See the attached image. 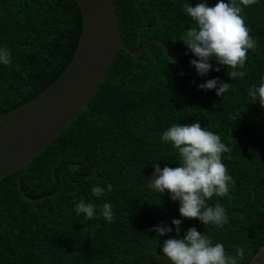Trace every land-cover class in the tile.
<instances>
[{"label": "trees", "instance_id": "1", "mask_svg": "<svg viewBox=\"0 0 264 264\" xmlns=\"http://www.w3.org/2000/svg\"><path fill=\"white\" fill-rule=\"evenodd\" d=\"M113 1L132 49L159 39L176 59L195 58L179 39L195 26L185 4L201 0ZM216 3L208 0L209 6ZM235 3L256 40L242 79L230 80L231 69L215 61L221 70L201 77L156 42L138 55L119 47L88 105L23 168L21 186L28 197L57 193L29 201L18 188V171L0 179V264H171L162 245L175 230L156 238L151 229L182 219L179 204L167 191L161 196L149 189L148 178L154 163L162 169L179 162L171 143L161 142L163 132L194 122L230 147L224 163L235 183L228 197L207 201L225 208L228 222L222 228L182 219L181 235L195 226L230 255L244 247L240 264L249 263L264 245V108L249 96L264 78V0L246 7ZM81 31L82 15L73 0H0V46L12 59L0 65V114L31 100L64 72ZM216 77L232 83L223 97L197 87ZM57 164L62 165L55 178ZM94 186L104 187L105 195L93 196ZM80 196L98 207L111 204L114 221L77 216Z\"/></svg>", "mask_w": 264, "mask_h": 264}, {"label": "clouds", "instance_id": "2", "mask_svg": "<svg viewBox=\"0 0 264 264\" xmlns=\"http://www.w3.org/2000/svg\"><path fill=\"white\" fill-rule=\"evenodd\" d=\"M254 3L256 0H240L245 7ZM183 11L195 26L184 32L179 40L195 57L190 64L196 73L204 77L210 71L219 72L224 67L231 69L227 71L230 80L242 79L246 75L242 69L248 52L256 48V40L250 35L241 14L242 8L235 0H217L214 6H209L208 0H201L195 6L186 3ZM211 61L221 67H214ZM11 64L10 51L0 46V65ZM197 87L205 91L215 90L218 97H223L232 89V83L221 82L216 77ZM249 96L264 108V78L258 87L249 89ZM161 142L171 143L179 162L175 168L165 166L162 169L159 163H154L148 188L161 196L167 191L170 200L178 202L182 219H196L205 226L211 224L222 228L228 222L225 208L220 203L209 205L207 201L213 196L228 197L235 183L224 163V154L230 156V147L222 142L219 134L201 127L200 122L171 125L163 132ZM105 191L104 187L94 186L92 195L101 198ZM107 191H111L110 184ZM74 211L86 219H94L99 214L107 223H112L115 218L111 204L104 202L98 207L84 196L79 197ZM182 219H172V226L161 223L151 229L157 234L156 238L175 230V236L164 240L162 245V253L171 264H240L244 259V247H237L235 254L230 255L223 243H214L209 235L201 233L195 226L181 235Z\"/></svg>", "mask_w": 264, "mask_h": 264}, {"label": "water", "instance_id": "3", "mask_svg": "<svg viewBox=\"0 0 264 264\" xmlns=\"http://www.w3.org/2000/svg\"><path fill=\"white\" fill-rule=\"evenodd\" d=\"M73 1L82 15V31L70 63L64 72L37 96L0 114V179L18 171V188L29 201H38L57 192L37 199L28 197L21 186L24 166L48 146L88 105L119 47H123L132 55H138L144 52L150 43H159L174 62L187 66L191 72L190 62L173 57L166 44L159 39H151L143 47L132 49L121 34L120 18L113 0ZM60 165L62 164L53 168L55 178L56 168ZM248 264H264V245Z\"/></svg>", "mask_w": 264, "mask_h": 264}]
</instances>
